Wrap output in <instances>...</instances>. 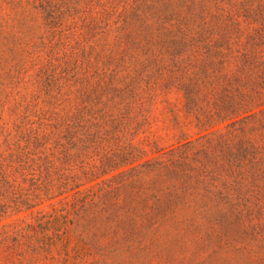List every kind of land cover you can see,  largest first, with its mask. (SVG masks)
<instances>
[{
	"label": "trees",
	"instance_id": "16d2710c",
	"mask_svg": "<svg viewBox=\"0 0 264 264\" xmlns=\"http://www.w3.org/2000/svg\"><path fill=\"white\" fill-rule=\"evenodd\" d=\"M171 97L178 139L146 156ZM0 246L264 264V0H0Z\"/></svg>",
	"mask_w": 264,
	"mask_h": 264
},
{
	"label": "rangeland",
	"instance_id": "374dc122",
	"mask_svg": "<svg viewBox=\"0 0 264 264\" xmlns=\"http://www.w3.org/2000/svg\"><path fill=\"white\" fill-rule=\"evenodd\" d=\"M171 106L164 102H157L147 116L145 126L135 138V144L143 148L146 156H153L158 148H167L176 143L178 133L172 127L171 109L179 105L177 97L169 98ZM184 121V119H183ZM195 133L194 130H192ZM17 219V217L8 220ZM0 264H16L12 250L0 246Z\"/></svg>",
	"mask_w": 264,
	"mask_h": 264
}]
</instances>
